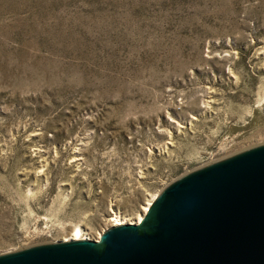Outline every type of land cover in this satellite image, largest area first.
Instances as JSON below:
<instances>
[{"label": "rangeland", "instance_id": "1", "mask_svg": "<svg viewBox=\"0 0 264 264\" xmlns=\"http://www.w3.org/2000/svg\"><path fill=\"white\" fill-rule=\"evenodd\" d=\"M263 145L264 0H0V256Z\"/></svg>", "mask_w": 264, "mask_h": 264}, {"label": "water", "instance_id": "2", "mask_svg": "<svg viewBox=\"0 0 264 264\" xmlns=\"http://www.w3.org/2000/svg\"><path fill=\"white\" fill-rule=\"evenodd\" d=\"M0 264H264V145L175 181L139 225L1 255Z\"/></svg>", "mask_w": 264, "mask_h": 264}, {"label": "bare ground", "instance_id": "3", "mask_svg": "<svg viewBox=\"0 0 264 264\" xmlns=\"http://www.w3.org/2000/svg\"><path fill=\"white\" fill-rule=\"evenodd\" d=\"M155 197L153 198V200ZM152 200V201H153ZM152 201L148 202L145 207L142 209V214H139L137 218H135V221L133 219H128L119 215H116L114 219H112V227L126 225V224H135L139 225L142 223L144 216L149 211L150 206L152 205ZM102 235L99 234L100 238ZM83 240H93L91 237H89V234L85 232V230L81 226H76L68 238L63 239L62 241H59L61 243L63 242H71V241H83Z\"/></svg>", "mask_w": 264, "mask_h": 264}, {"label": "built area", "instance_id": "4", "mask_svg": "<svg viewBox=\"0 0 264 264\" xmlns=\"http://www.w3.org/2000/svg\"><path fill=\"white\" fill-rule=\"evenodd\" d=\"M101 237H102V236H101ZM101 237H100V238H97V240H96V241H100Z\"/></svg>", "mask_w": 264, "mask_h": 264}]
</instances>
